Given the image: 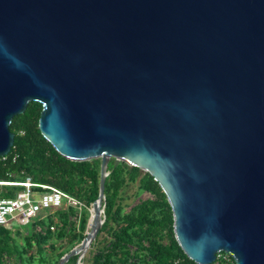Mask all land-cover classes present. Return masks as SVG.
Returning a JSON list of instances; mask_svg holds the SVG:
<instances>
[{
  "label": "water",
  "instance_id": "95a60500",
  "mask_svg": "<svg viewBox=\"0 0 264 264\" xmlns=\"http://www.w3.org/2000/svg\"><path fill=\"white\" fill-rule=\"evenodd\" d=\"M31 101L73 161L101 158L81 264L105 222L111 158L150 173L198 264H264V0H0V156Z\"/></svg>",
  "mask_w": 264,
  "mask_h": 264
},
{
  "label": "trees",
  "instance_id": "16d2710c",
  "mask_svg": "<svg viewBox=\"0 0 264 264\" xmlns=\"http://www.w3.org/2000/svg\"><path fill=\"white\" fill-rule=\"evenodd\" d=\"M42 109L40 102L31 101L27 110L12 120L10 127L15 132V142L8 157L0 159V181L22 182L32 175L36 182L59 188L86 207L80 212L67 205L46 211L26 226L27 234H23L22 227L0 225V264H59L85 237L89 209L99 195L101 158L73 161L61 155L41 132ZM108 171L105 222L91 246H96L102 232H108L111 237L94 251L88 264H198L179 245L172 207L154 177L124 161L116 163L115 158L110 159ZM138 178L148 197L132 211L123 212L121 191L129 181ZM24 189L22 185L0 184V197H13ZM39 190L46 189L39 187ZM52 224L58 225L57 233L51 230ZM64 239L70 244L77 242L63 249L58 242ZM230 257L231 261L221 260L219 264H236ZM77 260L78 255L65 264H77ZM81 264H85V259Z\"/></svg>",
  "mask_w": 264,
  "mask_h": 264
},
{
  "label": "built area",
  "instance_id": "2783aa9c",
  "mask_svg": "<svg viewBox=\"0 0 264 264\" xmlns=\"http://www.w3.org/2000/svg\"><path fill=\"white\" fill-rule=\"evenodd\" d=\"M8 155L0 156V159L5 160ZM0 184L22 185L25 187L24 190L17 192L13 197H0V225L7 227L23 228L32 224L46 211L55 210L64 205L72 206L79 212L86 207L81 200L71 194L51 185L36 182L32 175L26 176L22 182L0 181ZM39 187L46 190L40 191ZM36 195L41 197L37 199ZM50 228L51 230H56L54 224ZM221 260L231 261L230 254L218 253L214 263L219 264Z\"/></svg>",
  "mask_w": 264,
  "mask_h": 264
},
{
  "label": "rangeland",
  "instance_id": "374dc122",
  "mask_svg": "<svg viewBox=\"0 0 264 264\" xmlns=\"http://www.w3.org/2000/svg\"><path fill=\"white\" fill-rule=\"evenodd\" d=\"M41 196L40 195H36V198L39 199ZM148 197V193H146L145 191H143L140 187V178H138L137 180L135 181H129L126 186H124V188L122 189L121 191V194H120V202H121V205L123 207V212H130L133 210V208L139 203L141 202L143 199H146ZM90 211V209H89ZM45 214V213H43ZM91 214V213H90ZM77 230L79 229V224H80V219L78 217V222H77ZM30 225V224H29ZM28 225V226H29ZM58 225H56V228ZM25 227L22 228V232L23 234H27L29 231L25 229ZM58 229H56L54 231V233H57ZM89 231V222H88V225H87V228L85 230V234L86 232ZM110 234L108 232H102L101 236H100V239H99V242L96 244L95 247H90L84 257L82 259H85V264H88L90 263V261L92 260V256L94 254V251L99 248V247H102L104 246V244L107 242L108 239H110ZM20 241H21V238H20ZM59 241V240H58ZM77 241L75 240L73 244H75ZM73 244H70V243H67L66 240L64 239L63 241H59L58 242V245L60 247H62L63 249L64 248H70L72 247Z\"/></svg>",
  "mask_w": 264,
  "mask_h": 264
}]
</instances>
